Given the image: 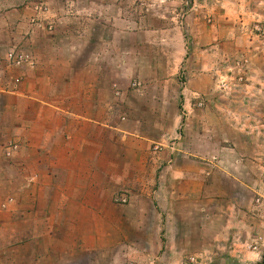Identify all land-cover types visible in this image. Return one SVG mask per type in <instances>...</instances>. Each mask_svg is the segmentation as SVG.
Segmentation results:
<instances>
[{
    "label": "crops",
    "instance_id": "obj_1",
    "mask_svg": "<svg viewBox=\"0 0 264 264\" xmlns=\"http://www.w3.org/2000/svg\"><path fill=\"white\" fill-rule=\"evenodd\" d=\"M164 36L0 0V264H264L263 56Z\"/></svg>",
    "mask_w": 264,
    "mask_h": 264
},
{
    "label": "rangeland",
    "instance_id": "obj_2",
    "mask_svg": "<svg viewBox=\"0 0 264 264\" xmlns=\"http://www.w3.org/2000/svg\"><path fill=\"white\" fill-rule=\"evenodd\" d=\"M80 5L89 1L77 0ZM108 18L142 31L178 30L186 40H217L220 65L243 72L252 48L263 56L264 120V0H101ZM214 25L213 27H211ZM264 168V126H263ZM264 170V169H263ZM164 241V240H163Z\"/></svg>",
    "mask_w": 264,
    "mask_h": 264
},
{
    "label": "built area",
    "instance_id": "obj_3",
    "mask_svg": "<svg viewBox=\"0 0 264 264\" xmlns=\"http://www.w3.org/2000/svg\"><path fill=\"white\" fill-rule=\"evenodd\" d=\"M6 62L9 66L16 68L31 69L34 65L33 59L28 54L20 51L12 50L6 55ZM19 79L15 80L18 83ZM139 84L135 83L132 86L137 87ZM129 193L127 191H120L114 197V202L118 205H127L129 203Z\"/></svg>",
    "mask_w": 264,
    "mask_h": 264
}]
</instances>
